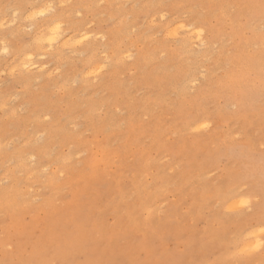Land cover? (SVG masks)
Instances as JSON below:
<instances>
[{"label":"rangeland","instance_id":"rangeland-1","mask_svg":"<svg viewBox=\"0 0 264 264\" xmlns=\"http://www.w3.org/2000/svg\"><path fill=\"white\" fill-rule=\"evenodd\" d=\"M263 157L264 0H0V264H264Z\"/></svg>","mask_w":264,"mask_h":264},{"label":"bare ground","instance_id":"bare-ground-1","mask_svg":"<svg viewBox=\"0 0 264 264\" xmlns=\"http://www.w3.org/2000/svg\"><path fill=\"white\" fill-rule=\"evenodd\" d=\"M49 22H51V21H49ZM12 23H13V22H12ZM54 23H56V22H54ZM37 25H38V24H37ZM52 25H54V24H52ZM49 27H50V26H49ZM49 27H48V28H49ZM51 27H52V26H51ZM40 28H41V27H40ZM183 28H185V26H183ZM183 28H182V29H183ZM186 28H188V27L186 26ZM38 30H40V29L38 28ZM44 30H45V29H44ZM184 30H186V29H184ZM189 30H190V28H189ZM189 30H188V31H189ZM192 30H194V29H192ZM195 30H196V29H195ZM40 31H41V30H40ZM47 31H48V30H47ZM188 31H185V32L188 33ZM198 31H199V30H198ZM198 31H197V32L195 31V33H198L197 36H198V37H201V36H199V34H200L199 32H201V30H200L199 32H198ZM36 32H37V30H36ZM38 32H39V31H38ZM38 32H37V33H38ZM78 32H79V31H78ZM41 33H43V31H41ZM44 33H45V31H44ZM47 33H49V32H47ZM86 33H87V32H86ZM189 33H190V31H189ZM189 33H188V35H190L192 32H191L190 34H189ZM195 33H194V34H195ZM201 33H202V32H201ZM35 34H36V33H35ZM39 34H40V33H39ZM39 34H37V35H39ZM49 34H50V33H49ZM79 34H82V33H79ZM37 35H36V36H37ZM59 35H60V34H59ZM77 35H78V34H77ZM84 35H85V34H84ZM84 35L82 34L83 37H84ZM191 35H192V34H191ZM61 36H62V35H61ZM61 36H59V37H61ZM35 38H36V37L34 36V39H35ZM79 38H81V37H79ZM62 39H63V38H62ZM88 39H89V38H88ZM39 40H41V39L39 38ZM82 40H83V39H82ZM61 41H62V40H61ZM36 42H38V41L36 40ZM59 42H60V41H59ZM62 42H64V41H62ZM34 43H35V42H34ZM41 43H42V42H41ZM41 43H40V44H41ZM60 43H61V42H60ZM60 43H58V44H60ZM65 43H66V42H65ZM63 44H64V43H63ZM63 44H62V45H63ZM36 46H37V45H36ZM39 46H40V45H39ZM47 46H48V44H47ZM4 47H5V46H4ZM49 47H53V46H52V45H49ZM5 48H6V47H5ZM2 49H3V46H2ZM37 49H38V48H37ZM37 49H36V51L39 50V49H38V50H37ZM41 49H42V47H41ZM5 51H6V50H5ZM41 51H42V50H41ZM41 51H40V52H41ZM42 52H43V51H42ZM45 52H46V51H45ZM24 54H25V53H24ZM30 54H32V53H29V55H30ZM43 54H44V53H43ZM26 55H28V53H27ZM26 55H25V56L23 55L22 58H23V57H27ZM38 55H39V54H38ZM40 55H41V54H40ZM30 56H31V55H30ZM32 56H34V54H33ZM29 58H31V57H29ZM27 59H28V57H27ZM27 59H26V60H27ZM32 59H33V57H32ZM21 60H24V61H25V58H23V59H21ZM25 62H26V61H25ZM25 62L22 61V63H25ZM27 62H28V61H27ZM27 62H26V66H27V64H29V63H33V62H29V63H27ZM20 63H21V62H20ZM22 63H21V64H22ZM34 63H35V62H34ZM22 65H24V64H22ZM29 65H30V64H29ZM32 66H34V65H32ZM21 67H22V66H21ZM23 68H25V67H22V69H23ZM26 68H27V67H26ZM27 70H29V68H28ZM27 70H25V71H27ZM23 71H24V69H23ZM27 72H29V71H27ZM239 73H240V72H239ZM242 73H243V72H242ZM240 74H241V73H240ZM243 75H245V74H243ZM236 76H237V75H236ZM241 76H242V74H241ZM244 77H245V76H244ZM239 78H240V76H239ZM239 78H238V79H239ZM241 78H242V77H241ZM236 80H237V79H236ZM242 80H243V79H242ZM244 80H245V79H244ZM230 81H231V79H230ZM232 81H233V79H232ZM236 82H237V81H236ZM240 82H241V81H240ZM232 83L235 84V82H232ZM234 84H233V85H234ZM231 86H232V85H231ZM235 86H236V85H235ZM237 86H238V84H237ZM236 88H238V87H236ZM241 94H242V93H241ZM198 120H200V119H198ZM201 121H204V120H201ZM199 123H201V122H199ZM202 123H203V122H202ZM202 123L199 124V125H202V126H203ZM204 123H206V122L204 121ZM195 124H196V123H195ZM197 124H198V123H197ZM196 126H197V125H196ZM197 127H201V126H197ZM197 127H195V128L197 129ZM201 128H202V127H201ZM203 128H204V127H203ZM129 129L131 130L130 127H129ZM129 137H130V136H129ZM129 139H130V138H128V140H129ZM129 144H130V143H129ZM130 145H131V144H130ZM96 147L99 148V146H96ZM94 149H95V148H94ZM104 149H106V148H104ZM104 149H103V150H104ZM99 150H100V149H99ZM101 150H102V149H101ZM96 151H97V150H96ZM93 152H94V151H93ZM100 152H101V151H100ZM104 152H105V151H104ZM106 152H107V151H106ZM94 153H96V152H94ZM98 153H99V151H98ZM109 153H110V152H108V154H109ZM110 154H111V153H110ZM110 154H109V155H110ZM144 154H145V153H144ZM144 154H143V155H144ZM99 155H100V154H99ZM101 156L103 157V155H101ZM102 157H101V158H102ZM263 158H264V157H263ZM103 159H105V158H103ZM106 159H107V158H106ZM18 161H19V159H18ZM107 161L109 162V160H107ZM107 161H104V162L108 163ZM19 162H20V161H19ZM146 162H149V161H146ZM21 163H22V162H21ZM106 163H105V165H106ZM149 163H150V162H149ZM90 165H91V164H90ZM101 165H102V164H101ZM105 165H102V166H105ZM146 165H149V164H146ZM21 166H22V165H21ZM255 166H256V165H255ZM92 167H93V165H92ZM94 167H95V166H94ZM94 167H93V168H94ZM144 167H145V165H144ZM149 167H150V166H149ZM22 168H23V166H22ZM95 168L97 169V168H99V166H98V167H95ZM258 169H259V168H258ZM255 170H256V169H255ZM260 170H261V169H260ZM257 171H258V170H257ZM258 173H260V172H258ZM137 189H138V188H137ZM139 189H140V188H139ZM141 190H142V189H141ZM137 191H138V190H137ZM3 193H4V191H3ZM11 194H12V193H11ZM0 195H1V194H0ZM8 195H9V194H8ZM1 196H2V195H1ZM239 196H240V195H239ZM239 196H238V197H239ZM5 197L7 198L6 194H5ZM5 197H4V200L6 199ZM8 197H9V196H8ZM12 197H13V196H12ZM233 197H236V195L233 196ZM1 198H2L1 200H3V197H1ZM242 198H243V197H242ZM242 198H241V199H242ZM224 199H225V197L223 198V200H224ZM241 199H239V200H241ZM244 199H245V198H244ZM11 200H12V199H10V201H11ZM76 200H77V199H76ZM76 200H75V201H76ZM225 200H226V199H225ZM234 200H236V199H234ZM5 201H7V203H8L9 200H5ZM16 201H17V200H16ZM16 201H14V199L12 200V202H16ZM237 201H238V200H236V202H237ZM0 202H1V201H0ZM2 202H3V201H2ZM146 202H147V201H146ZM146 202H145V204H147ZM224 202H225V201H224ZM236 202H235V203H236ZM7 203L4 202V203H2V204H7ZM10 203H11V202H10ZM10 203H9V205H10ZM233 203H234V202H231V204L229 203L230 206H233V205H234ZM0 204H1V203H0ZM14 204L16 205L17 203H14ZM140 204H141V203H139V205H140ZM143 204H144V203H143ZM237 204H238V203H237ZM7 205H8V204H7ZM70 205H72V204H70ZM4 206H5V205H4ZM11 206H12V203H11ZM11 206H10V208L12 209L13 207H11ZM147 206H148V205H147ZM147 206H146V207H147ZM2 207H3V206H2ZM5 207H6V206H5ZM8 207H9V206H8ZM141 207H142V205H141ZM146 207H145V210H144V211H146ZM10 208H9V209H10ZM15 208H16V206H15ZM232 208L235 209V208H236V205H234L233 207H231V209H232ZM142 209H143V208H141V210H142ZM229 209H230V208H229ZM147 211H149V209H147ZM151 212H152V211H151ZM144 213H146V212H144ZM150 215H151V214H150ZM147 217H148V216H147ZM150 218H151V217H150ZM146 219H147V218H146ZM146 219H144L145 222H146L147 220H149V219H147V220H146ZM15 223H16V222H15ZM34 223H35V222H34ZM79 229H80V231H83V230L81 229V227H80ZM22 230H23V228H22ZM22 230L20 229L19 231L22 232ZM256 230H257V231H256V232H257L256 234L259 235L260 232L258 231V229H256ZM77 231H78V229H77ZM253 231H255V230H253ZM258 232H259V233H258ZM81 233H82V232H81ZM249 233L251 234L250 231H249ZM249 233H248V235H249ZM252 233H254V232H252ZM84 235H85V234H84ZM260 235H261V234H260ZM86 236H87V234H86ZM86 236H83V237L85 238ZM243 236H244V235H243ZM251 236H253V235H251ZM87 237H89V236H87ZM254 237H256V236H253V238H254ZM259 237H260V236H259ZM80 238H81V237H80ZM80 238H79V240H80ZM242 238H244V237H242ZM249 238H251V237H249ZM245 239H247V237H246ZM245 239H244V240H245ZM255 239H256V238H255ZM257 239H258V237H257ZM85 240H87V239H85ZM85 240H84V241H85ZM91 240H92V239H91ZM241 240H243V239H241ZM241 240H239V241H241ZM69 241H70V240H69ZM111 241H112V240H111ZM254 241H255V240H253V242H254ZM242 242H244V241H242ZM49 243H50V241H49ZM51 243H52V242H51ZM51 243H50V244H51ZM94 243H95V242L93 241L92 244H94ZM254 243H255V242H254ZM254 243H253V244H254ZM57 244H58V243H57ZM70 244H71V243H70ZM70 244H68V245H70ZM73 244H74V243H73ZM246 244H247L246 242L244 243L245 246H244L243 244H241V246L244 247V248L242 247L241 249H244V250H245V248H248L249 246L246 247ZM253 244H251L250 246H252ZM55 245H56V244H55ZM247 245H249V244H247ZM92 246H93V245H92ZM92 246H91V247H92ZM36 247H37V246H36ZM39 247H40V246H39ZM91 247L89 246L88 248H91ZM140 247H141V245H140ZM54 248H55V247H54ZM54 248H53V249H54ZM92 248H93V247H92ZM92 248L90 249L91 251H92ZM95 248H98V247L95 246ZM95 248H94V249H95ZM39 249H40V248H39ZM121 249H122V247H121ZM121 249H119V251H120ZM130 249H131V248H130ZM75 250H76V249H75ZM81 250H82V249H81ZM83 250H84V249H83ZM83 250L81 251L82 253L85 252V251L88 250V249H86V250H84V251H83ZM244 250H243V251H244ZM73 251H74V250H73ZM91 251H90V252H91ZM122 251H124V250H122ZM81 252H80V253H81ZM90 252H89V253H90ZM92 252H93V251H92ZM95 252H96V251H95ZM116 252H118L117 249H116L115 253H116ZM246 252H247V251H246ZM32 253H33V252H32ZM57 253H58V252H57ZM77 253H78V252H76L75 254H77ZM118 253H119V252H118ZM36 254H39V253H36ZM52 254H53V251H52ZM70 254H71V253H70ZM70 254H69V256H70ZM73 255H74V254L72 253V256H71L72 258H73ZM80 255H81V254H80ZM107 255H108V254H107ZM109 255H111V254H109ZM115 255H116V254H115ZM54 256H55V254H54ZM69 256H68V257H69ZM78 256H79V253H78ZM104 256H106V255H104ZM57 257H58V254H57ZM57 257H56V258H57ZM65 257H66V256H65ZM68 257H67V258H68ZM81 257H82V256H81ZM58 258H59V257H58ZM58 258H57V259H58ZM61 258H62V256H61ZM82 258H83V257H82ZM97 258H98V256H97ZM104 258H105V257H104ZM108 258L110 259V262H111V257H108ZM108 258H107V259H108ZM120 258H121V257H120ZM50 259H51V256H50ZM50 259H48V260L51 261ZM52 259H53V261H54V258H52ZM68 259H69V258H68ZM70 259H71V258H70ZM98 259H99V258H98ZM48 260H47V261H48ZM66 260H67V259H66ZM83 260H84V259H83ZM90 260H92V259H90ZM119 260H120V259H119ZM119 260H118V261H119ZM42 261H43V260H42ZM49 261H48V262H49ZM60 261H62V260L60 259ZM63 261H64V259H63ZM63 261H62V262H63ZM70 261H71V260H70ZM75 261H76V260H75ZM75 261H74V263H75ZM103 261H106V260L103 259ZM48 262H47V263H48ZM66 262H67V261H66ZM92 262H93V261H92ZM106 262H107V261H106ZM115 262H116V261H115ZM2 263H3V262H2ZM7 263H8V262H7ZM40 263H41V261H40ZM42 263H45V262H42ZM42 263H41V264H42ZM47 263H46V264H47ZM50 263H51V262H50ZM67 263H68V262H67ZM85 263H86V262H83V264H85ZM96 263H97V262H96ZM102 263H103V262H102ZM102 263H99V264H102ZM8 264H9V263H8ZM29 264H30V262H29ZM33 264H34V263H33ZM35 264H36V262H35ZM76 264H80V263L76 262ZM111 264H112V263H111ZM120 264H121V262H120ZM126 264H128V261H127Z\"/></svg>","mask_w":264,"mask_h":264},{"label":"snow or ice","instance_id":"snow-or-ice-1","mask_svg":"<svg viewBox=\"0 0 264 264\" xmlns=\"http://www.w3.org/2000/svg\"><path fill=\"white\" fill-rule=\"evenodd\" d=\"M53 4H45L40 8L39 11H33L29 19H35L37 17H45L48 13L52 12L54 10ZM62 25L60 23H56L54 27H49V33H45V35L41 38L43 42H46L49 45H52L56 43V41L59 39V34L61 32ZM30 59V58H29ZM204 127H207V125H204ZM251 205V200L249 199H241L239 201V206L242 208H249ZM259 232L262 237H264V225H262L259 228ZM253 236L256 235V233H252ZM257 249L264 250V238L257 239L255 244L251 247L245 249V251H256Z\"/></svg>","mask_w":264,"mask_h":264}]
</instances>
